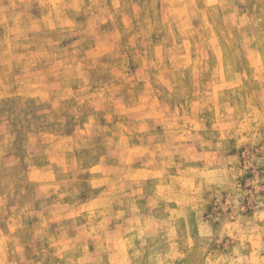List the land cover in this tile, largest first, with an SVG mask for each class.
I'll list each match as a JSON object with an SVG mask.
<instances>
[{
    "label": "clouds",
    "instance_id": "obj_1",
    "mask_svg": "<svg viewBox=\"0 0 264 264\" xmlns=\"http://www.w3.org/2000/svg\"><path fill=\"white\" fill-rule=\"evenodd\" d=\"M120 3L121 0H112V7L119 8ZM40 4L48 14L33 19L24 33L16 34L14 45L0 50V62L23 61L30 79L22 82L21 90H35L55 112L63 109L68 100L83 103L96 67L85 52L90 47L88 41L106 38L117 49L114 37L118 34L112 32L105 37L101 26L118 13L109 11L108 0H40ZM238 5H243V10ZM16 7L15 0L7 5L0 0V14ZM218 14L223 17L222 38L229 45L226 51L230 56L243 54L250 62V75L241 73L238 77L247 86L241 85L227 94L219 91L231 86L218 79L217 68L206 85L199 80L194 82L195 105L183 89L173 86L170 95L176 98L175 106L167 101L157 103L152 97L139 107L129 104L127 119L119 129H100L96 123L102 111L114 104L119 106V102L112 95L93 101L96 110L89 116L92 123L87 125V138L112 132L104 140L111 167L99 180L103 185L100 191L90 193L94 203H105V218L99 226L92 221L84 230L76 229L79 235L71 241L66 229H57L50 246L59 249L54 255L63 253L67 257L65 264H85L83 259L72 257L81 249L87 254L85 245L89 240L97 244L98 254H110V264H117L116 255L124 257L119 264H264V172L259 171L264 169V0H221L219 12L214 8L209 13L213 19ZM78 17L85 20L78 21ZM112 24L115 26L116 20ZM73 37L79 39L73 41ZM212 38L215 40V35ZM21 47L25 48L23 55L15 52ZM113 55H119V51ZM76 80L79 86L73 91L71 84ZM3 84L0 80V87ZM180 100L185 103L180 104ZM53 118L50 114L49 119ZM105 119L112 123L111 114H106ZM158 126L162 132L152 134ZM125 133L128 139L138 135L140 147L146 149V175L140 180L132 178L126 149L116 143L117 137ZM77 138L82 139L79 130ZM14 139L0 125V219L7 215L9 193L15 191L19 179L15 177L17 161L8 155ZM59 147L52 144L48 149L49 159L57 165L48 188L58 189V197L75 198L79 191L73 185H78L76 175L82 169L75 160L66 161ZM241 148L243 152L239 151ZM100 159L104 161L105 156L101 154ZM249 170L253 178L246 180L242 189L240 180ZM147 177L154 178V187L152 194L145 197L143 180ZM40 194L47 198L52 192L41 189ZM145 198L147 203L138 206L137 201ZM209 204L214 205L213 213L205 219ZM248 207L253 210L250 217L242 215ZM49 211L53 215L63 213L58 217L62 219L80 214L78 207L63 205L59 200ZM11 213L10 230L7 234L0 231V264H33L25 259L27 242L22 218L36 213L18 207L11 208ZM113 222L115 230L110 231L108 225ZM47 236L46 223L38 228L34 239ZM120 237L126 238L131 256L112 248L113 241ZM65 243L69 247L65 248ZM213 245L216 251H210ZM221 245L224 251H219ZM145 252L151 253L146 260Z\"/></svg>",
    "mask_w": 264,
    "mask_h": 264
},
{
    "label": "rangeland",
    "instance_id": "obj_2",
    "mask_svg": "<svg viewBox=\"0 0 264 264\" xmlns=\"http://www.w3.org/2000/svg\"><path fill=\"white\" fill-rule=\"evenodd\" d=\"M9 2L11 0H5V5ZM220 2L221 0H121L120 7L115 8L112 7V0H108L109 11L117 12L118 15L106 20L101 26V31L105 33V37L112 32L118 34L114 37L117 49H114L106 38L100 42L94 39L88 41L90 47L86 48L85 52L96 67L91 73V85L86 92V98L79 105L74 100H68L65 102L66 106L59 111L53 112L51 105L35 90H21L22 82L30 79L29 74L24 71L23 61L11 59L10 62H0V80L4 81L3 87H0V125H4L9 134L15 136L8 155L15 157L17 161L15 177L19 178L14 185L15 191L9 193L7 215L0 219V231L7 234L10 230L8 221L12 215L11 208L18 207L36 213L22 218L25 226L24 240L27 242L26 260L32 261L33 264H39L40 261H44V264H65L67 257H64L63 253L54 255L59 249L50 246V239L57 235V229H66L67 239L71 241L79 235L76 229L84 230L92 221L95 226H99L105 218V203H94L90 193L100 191L103 185L99 180L107 168L111 167L112 162L107 159L108 147L104 140L105 136L111 137L112 132L87 138V125L92 123L89 116L96 110L92 106L93 101L112 95L113 100L119 102V106L114 104L102 111L96 121L100 129L105 126L119 129L121 123L127 119L129 104L139 107L152 97L157 103L167 101L175 106L176 98L170 95L173 86L183 89L191 104L195 105L194 82L199 80L202 85H206L217 68L220 71L218 79L231 86L219 91L227 94L239 89L241 85L247 86L244 81H239L238 77L241 73L250 75L248 58L243 54L230 56L226 51L229 45L222 38V14H218L215 19L209 15L214 8L219 12ZM15 3L18 7L0 14V50H7L10 45H14L15 35L24 33L26 28L31 26L33 19H42L43 15L48 14L41 8L40 0H15ZM238 7L243 10L244 6ZM77 19L85 20L84 17ZM113 19L116 20L115 26L112 24ZM28 35L31 36V33ZM72 39L74 41L79 37ZM235 47L238 48L239 45ZM116 50L119 55L114 56L113 52ZM24 51V47L15 49L19 55H23ZM229 72H234L235 75L229 77ZM78 86L79 80L71 84L73 91ZM179 103L183 104L185 101L180 100ZM188 110L191 111V108ZM76 113H79L78 117ZM50 114L53 119H49ZM106 114H111V124L105 119ZM205 115L210 116L211 113ZM78 130L82 139L77 138ZM161 132L162 127L158 126L152 134ZM127 136L125 133L124 136L117 137L116 143L124 145L131 163V176L140 180L146 175V149L140 147L138 135H133L131 139ZM52 144L60 146L58 151L66 161L75 160L82 169L76 175L78 185H73L78 187L79 191L75 198L58 197V189L48 188L55 178L53 169L57 167L48 156V149ZM235 151L233 149V152ZM239 151L243 152V148ZM101 154L105 156L104 161L100 159ZM259 171L264 172V169ZM252 178V171L249 170L240 180L241 188H244L246 180ZM25 179L26 182H23ZM143 184L145 197L150 196L154 178L147 177ZM41 189L50 190L52 194L44 198L40 194ZM2 191L3 189H0V192ZM58 200L63 205L78 207L80 214L73 219L58 218L62 217L63 213L53 215L49 210ZM146 203V198L137 201L138 206ZM244 204L248 205V198L244 200ZM213 207V204L207 206L205 219L213 213ZM252 214V207L242 213L249 217ZM46 223L48 236L44 239H34L38 228ZM216 226H219V222ZM108 229L114 231L115 223H110ZM87 230L91 231L92 228L87 227ZM228 239L225 238V243ZM125 241V237L115 239L112 248L131 256V250ZM67 247L69 245L65 243V248ZM85 247L87 254L81 249L72 258L83 259L85 264H95L97 261L110 264V254L105 251L98 254L96 243L89 240ZM216 250L215 245L210 249ZM219 251H224L223 245ZM150 254L145 252L144 259ZM123 258L122 255H116L117 264Z\"/></svg>",
    "mask_w": 264,
    "mask_h": 264
},
{
    "label": "bare ground",
    "instance_id": "obj_3",
    "mask_svg": "<svg viewBox=\"0 0 264 264\" xmlns=\"http://www.w3.org/2000/svg\"><path fill=\"white\" fill-rule=\"evenodd\" d=\"M94 247V246H93Z\"/></svg>",
    "mask_w": 264,
    "mask_h": 264
}]
</instances>
